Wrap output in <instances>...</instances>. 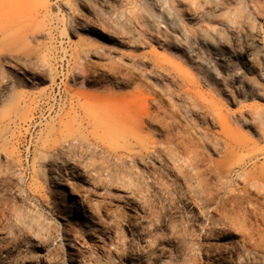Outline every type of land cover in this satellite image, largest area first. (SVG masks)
Segmentation results:
<instances>
[{
    "label": "rangeland",
    "instance_id": "374dc122",
    "mask_svg": "<svg viewBox=\"0 0 264 264\" xmlns=\"http://www.w3.org/2000/svg\"><path fill=\"white\" fill-rule=\"evenodd\" d=\"M0 25V75H10L0 78V264H219L203 238L189 250L174 242L164 212L176 205L178 229L196 218L173 188L151 191L142 214L124 195L85 184L98 228L91 236L73 221L63 228L53 191L43 175L34 181L43 168L33 158L49 123L98 94L149 102L208 158L223 159L213 151L223 140L217 113L264 150V0H10ZM18 108L29 110L24 121L4 119ZM234 160L244 170L224 196L243 199L251 227L264 233V186H244L264 158ZM235 245L243 263L249 245Z\"/></svg>",
    "mask_w": 264,
    "mask_h": 264
},
{
    "label": "bare ground",
    "instance_id": "6f19581e",
    "mask_svg": "<svg viewBox=\"0 0 264 264\" xmlns=\"http://www.w3.org/2000/svg\"><path fill=\"white\" fill-rule=\"evenodd\" d=\"M21 2L26 5V0ZM9 6L10 0H0V7ZM1 18L8 21L6 16ZM3 27L0 25V39ZM9 76L1 74L0 78L6 80ZM22 108L8 110L4 119L24 121L29 110ZM153 108L149 102L134 96L91 95L79 99L69 116L60 115L56 123L47 125L42 149L33 158L34 166L41 163L43 172L34 168V181L41 183L39 176L43 175L53 191V204L60 214L61 226L68 229L73 221L89 236L98 228L85 184L124 195L131 211L142 214L150 207L151 191L161 188L169 195L173 188L196 218L194 228L178 229L176 205L164 212V225L178 246L189 250L195 238H203L208 247L204 254L219 264H247L250 257L262 262L264 233L251 227L244 200L224 196V192L230 188L233 173L244 170L243 163L234 159L243 153L255 163L264 158V150L252 147L250 139L236 133L230 120L217 113L223 140L213 151L223 159L208 158L197 137L176 132L175 124ZM10 165L14 171L16 165ZM249 177L244 186L251 181L256 186H264V169L254 175L250 173ZM56 240L61 242L63 238ZM238 241L245 247L249 245L243 263L234 254ZM67 251L72 253L71 244L67 245ZM69 261L77 264L74 257Z\"/></svg>",
    "mask_w": 264,
    "mask_h": 264
}]
</instances>
